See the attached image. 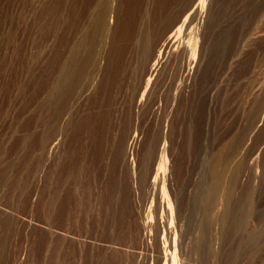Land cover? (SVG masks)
<instances>
[{"label":"rangeland","instance_id":"374dc122","mask_svg":"<svg viewBox=\"0 0 264 264\" xmlns=\"http://www.w3.org/2000/svg\"><path fill=\"white\" fill-rule=\"evenodd\" d=\"M263 156L264 0H0V264H264Z\"/></svg>","mask_w":264,"mask_h":264},{"label":"bare ground","instance_id":"6f19581e","mask_svg":"<svg viewBox=\"0 0 264 264\" xmlns=\"http://www.w3.org/2000/svg\"><path fill=\"white\" fill-rule=\"evenodd\" d=\"M259 152V150H255V152H254V157H256V156H258V154H256V156H255V153L256 152ZM261 154V153H260ZM253 154H251V156H252ZM264 157V156H263ZM251 158H253V157H251ZM255 159V158H254ZM252 161V160H251ZM217 162H218V160H217ZM216 162V163H217ZM217 165L215 164L214 165V168H213V170H212V173H211V176H212V178H211V183H210V186H209V189H208V196H207V201H206V203H207V206L210 204V202L212 201V198L213 197H215V196H217V197H219V199H220V201H221V204H222V211H221V214H220V216H219V222L220 223H218V221H217V223L218 224H220V230L222 231H224L225 229H226V227L228 226V219L227 218H229V210L230 209H228V207H230V206H228V204H229V202L231 203V198H232V188L230 187V186H228L225 190L223 189V173L221 172V171H219L218 170V168L216 167ZM238 166V165H237ZM263 168V167H262ZM235 176V175H234ZM234 176H233V178H234ZM156 177V176H155ZM263 177H264V168H263ZM232 178V179H233ZM232 181V183H234L233 181L234 180H231ZM155 183V182H154ZM231 183V182H230ZM230 183H228L229 185H230ZM231 183V184H232ZM263 183H264V181H263ZM234 189V188H233ZM219 201V200H218ZM219 203V202H218ZM219 205V204H218ZM218 205H216V206H218ZM230 205V204H229ZM210 206V205H209ZM159 222V221H158ZM172 225V224H171ZM160 226V225H159ZM219 226V225H218ZM158 227V226H157ZM159 228V227H158ZM147 232V231H146ZM262 233H263V231H262ZM262 233H258V234H252V235H250V237H249V239H248V242H247V244H253L254 243V241H255V239L258 237V236H261V234ZM158 235H159V233H158V230L156 231V233H155V238H157L156 240H158ZM161 237V236H160ZM164 238V236L163 237H161L160 239H163ZM159 239V240H160ZM246 239V240H247ZM168 240V239H167ZM245 240V241H246ZM160 242V241H159ZM165 243V242H164ZM245 243V242H244ZM162 244V243H161ZM156 245H157V242H156ZM159 245V244H158ZM158 245H157V247H158ZM200 245V244H199ZM200 247V246H199ZM159 248V247H158ZM160 250V249H159ZM163 264V263H162Z\"/></svg>","mask_w":264,"mask_h":264}]
</instances>
